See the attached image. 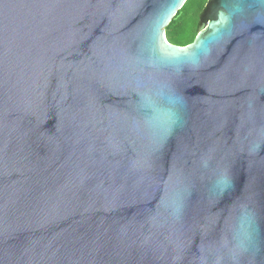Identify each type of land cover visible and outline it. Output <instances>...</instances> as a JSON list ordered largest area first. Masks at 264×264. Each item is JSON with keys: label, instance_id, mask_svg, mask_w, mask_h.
<instances>
[{"label": "water", "instance_id": "95a60500", "mask_svg": "<svg viewBox=\"0 0 264 264\" xmlns=\"http://www.w3.org/2000/svg\"><path fill=\"white\" fill-rule=\"evenodd\" d=\"M186 2L0 0V264H264V0Z\"/></svg>", "mask_w": 264, "mask_h": 264}, {"label": "trees", "instance_id": "16d2710c", "mask_svg": "<svg viewBox=\"0 0 264 264\" xmlns=\"http://www.w3.org/2000/svg\"><path fill=\"white\" fill-rule=\"evenodd\" d=\"M208 0H187L174 20L166 28L171 45L186 48L194 43L202 27L200 20Z\"/></svg>", "mask_w": 264, "mask_h": 264}, {"label": "snow or ice", "instance_id": "6c2138e0", "mask_svg": "<svg viewBox=\"0 0 264 264\" xmlns=\"http://www.w3.org/2000/svg\"><path fill=\"white\" fill-rule=\"evenodd\" d=\"M237 10H239V8L237 7ZM261 22H264V21H261Z\"/></svg>", "mask_w": 264, "mask_h": 264}]
</instances>
